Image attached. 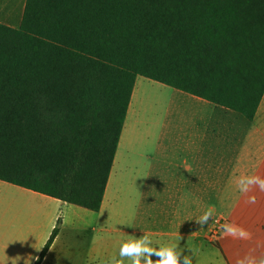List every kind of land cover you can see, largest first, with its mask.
Instances as JSON below:
<instances>
[{"label": "trees", "instance_id": "trees-1", "mask_svg": "<svg viewBox=\"0 0 264 264\" xmlns=\"http://www.w3.org/2000/svg\"><path fill=\"white\" fill-rule=\"evenodd\" d=\"M139 77L253 121L264 0H27L0 25V181L100 212Z\"/></svg>", "mask_w": 264, "mask_h": 264}, {"label": "crops", "instance_id": "crops-1", "mask_svg": "<svg viewBox=\"0 0 264 264\" xmlns=\"http://www.w3.org/2000/svg\"><path fill=\"white\" fill-rule=\"evenodd\" d=\"M26 3L27 0H0V25L18 29ZM136 91L135 85L100 212L104 210L106 198H113L115 184L119 180L129 187L157 188L154 198L175 199L169 201L173 208L171 211L166 210L165 200L162 205H157L156 219L158 223L162 222L163 227L169 226L176 232L150 234L196 241L199 198H215V190H218L221 224L235 222L251 232L252 239H233L221 232L216 241L222 259L217 264H236L238 258L249 252L264 255V192L253 189L249 195H255L256 202L250 204L233 182L242 173L264 177V98L255 119L248 121L238 113L189 94L185 96L186 93L177 90L174 98L180 107L188 108V112L165 116L159 130L139 131L140 138L135 146L134 141L128 144V136L137 132L135 128L140 126ZM0 188L53 199L4 181H0ZM85 211L78 207L72 215L82 221L89 215ZM53 228L54 225L51 230ZM51 230L47 241L53 232ZM60 235L61 231L42 264L48 263ZM44 246L28 254L21 245L7 242L5 235L0 233V264H35Z\"/></svg>", "mask_w": 264, "mask_h": 264}, {"label": "rangeland", "instance_id": "rangeland-1", "mask_svg": "<svg viewBox=\"0 0 264 264\" xmlns=\"http://www.w3.org/2000/svg\"><path fill=\"white\" fill-rule=\"evenodd\" d=\"M136 90L140 126L135 128L137 132L128 136V144L134 141L136 146L139 131L159 130L161 119L165 116L188 112V108L180 107L176 102L174 97L178 91L173 88L139 77ZM173 99L175 102H172ZM156 194L157 188L129 187L119 180L115 184L113 198H106L104 210L100 213L86 210L89 215L81 221L72 215L73 210L78 208L74 205L0 188V233L5 235L7 242L21 245L30 254L44 246L54 225L53 229L58 228L61 235L47 264H106L113 256L119 258V246L123 242L139 238L143 233L150 236L154 247L177 244L185 249V254L189 249L192 264H217L222 257L213 234L222 222L220 191L215 190V198H199V216L211 208L213 217L203 228L198 225L196 241L150 234L176 232L169 226L163 227L162 222L158 223L156 219L157 205H162L165 200L166 210L171 211L173 208L169 206V201L175 198H154ZM152 259L155 261L157 257L153 255ZM124 264H131V261L125 259Z\"/></svg>", "mask_w": 264, "mask_h": 264}, {"label": "clouds", "instance_id": "clouds-1", "mask_svg": "<svg viewBox=\"0 0 264 264\" xmlns=\"http://www.w3.org/2000/svg\"><path fill=\"white\" fill-rule=\"evenodd\" d=\"M235 188L247 197V203L256 202L255 195H249L253 189L264 192V177L260 175L240 174L234 179ZM213 217V210L207 209L196 219V223L203 228ZM221 231L226 237L248 241L252 239V233L235 222H224L220 225ZM153 241L147 233H143L139 238H131L119 246V258L113 256L106 264H124L125 259L131 261V264H192L190 250L180 248L177 244L169 246L154 247ZM51 250V249H50ZM157 259L154 261L152 256ZM236 264H264V255H254L252 252L246 253L237 259Z\"/></svg>", "mask_w": 264, "mask_h": 264}, {"label": "built area", "instance_id": "built-area-1", "mask_svg": "<svg viewBox=\"0 0 264 264\" xmlns=\"http://www.w3.org/2000/svg\"><path fill=\"white\" fill-rule=\"evenodd\" d=\"M220 225H221V223L219 225H217L216 228H215V232L213 234V237L215 238V240L218 239L219 234L222 232L221 228H220Z\"/></svg>", "mask_w": 264, "mask_h": 264}]
</instances>
